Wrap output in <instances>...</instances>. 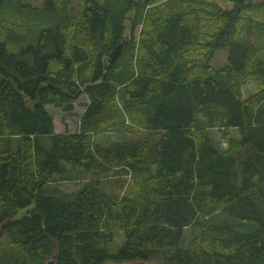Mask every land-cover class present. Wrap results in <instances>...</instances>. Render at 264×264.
I'll return each instance as SVG.
<instances>
[{
	"label": "trees",
	"instance_id": "obj_1",
	"mask_svg": "<svg viewBox=\"0 0 264 264\" xmlns=\"http://www.w3.org/2000/svg\"><path fill=\"white\" fill-rule=\"evenodd\" d=\"M28 1L0 0V264H255L264 0ZM80 92L79 129L54 132L44 106Z\"/></svg>",
	"mask_w": 264,
	"mask_h": 264
},
{
	"label": "rangeland",
	"instance_id": "obj_2",
	"mask_svg": "<svg viewBox=\"0 0 264 264\" xmlns=\"http://www.w3.org/2000/svg\"><path fill=\"white\" fill-rule=\"evenodd\" d=\"M30 2L34 3L35 5H41L42 0H29ZM28 1V2H29ZM222 7L224 8H232V3L230 2H221ZM70 7L72 11H77L79 12L81 10V1L79 2L78 0H72L70 3ZM128 30V28H127ZM228 46H223L222 48H218L214 51L213 55L210 57L208 64L213 65L214 67H222L225 65V63L228 61ZM190 62H187V65H189ZM240 89L242 91L243 96H249L250 93L256 91L255 83L252 80H248L247 82L243 83L242 86H240ZM78 97L74 99V102L72 104V110H66L63 109L62 107L56 108L52 104H46L45 109L49 110L52 115V122L54 124V131L57 129L60 131H63L65 129H68L69 132H73L78 130L79 128V121L78 118L80 117L81 113L84 111L83 105L87 101L86 96L80 92ZM231 134L238 136L237 132L235 129H232L230 131ZM211 136L214 139L220 138V129L214 127L212 128L210 132ZM226 143V141H225ZM224 146V145H223ZM88 174L79 179L72 177V174L68 176H64L66 178L62 180H55L54 183L58 185L61 189H65V191L69 190H74L77 187V184H80L82 181H85L88 177ZM124 235L122 234L121 230H118L115 232V236L113 240H111L108 244L107 247H109V251L114 253L117 250V246L122 242ZM10 246L8 239L4 235L3 230L0 231V249ZM110 262V261H108ZM150 262V261H149ZM151 264H157L156 261L151 262ZM255 264H264V254L261 255L255 262Z\"/></svg>",
	"mask_w": 264,
	"mask_h": 264
},
{
	"label": "water",
	"instance_id": "obj_3",
	"mask_svg": "<svg viewBox=\"0 0 264 264\" xmlns=\"http://www.w3.org/2000/svg\"><path fill=\"white\" fill-rule=\"evenodd\" d=\"M115 53H118L117 49H113V51L110 53V56H112V58H114ZM1 230H2V228H0V231ZM104 264H114V263L113 262H107V263H104ZM116 264H151V262L142 260L140 262H138V261H129L127 263L122 262V263H116Z\"/></svg>",
	"mask_w": 264,
	"mask_h": 264
},
{
	"label": "crops",
	"instance_id": "obj_4",
	"mask_svg": "<svg viewBox=\"0 0 264 264\" xmlns=\"http://www.w3.org/2000/svg\"><path fill=\"white\" fill-rule=\"evenodd\" d=\"M86 99H87V97H86ZM54 132L60 133V132H62V131L59 132V130L56 129Z\"/></svg>",
	"mask_w": 264,
	"mask_h": 264
},
{
	"label": "built area",
	"instance_id": "obj_5",
	"mask_svg": "<svg viewBox=\"0 0 264 264\" xmlns=\"http://www.w3.org/2000/svg\"><path fill=\"white\" fill-rule=\"evenodd\" d=\"M222 141V140H221ZM222 144L225 146L226 145V143L224 142V141H222Z\"/></svg>",
	"mask_w": 264,
	"mask_h": 264
}]
</instances>
